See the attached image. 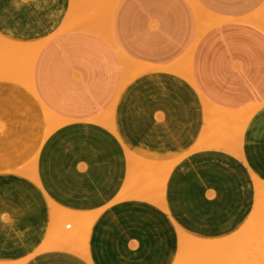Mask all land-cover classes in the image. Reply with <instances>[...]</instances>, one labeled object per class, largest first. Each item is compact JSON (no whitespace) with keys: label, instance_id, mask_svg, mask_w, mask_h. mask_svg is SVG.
<instances>
[{"label":"crops","instance_id":"1","mask_svg":"<svg viewBox=\"0 0 264 264\" xmlns=\"http://www.w3.org/2000/svg\"><path fill=\"white\" fill-rule=\"evenodd\" d=\"M263 9L264 0H0V264L31 251L15 264H173L181 231L235 233L251 189L258 195L255 176L264 183ZM208 105L238 113L221 125L224 139L218 122L207 129ZM23 123L25 136L48 134L38 184L25 176L32 158L4 159L36 146H9ZM129 155L178 164L163 188L156 176L127 185ZM57 207L75 214L63 224Z\"/></svg>","mask_w":264,"mask_h":264},{"label":"bare ground","instance_id":"2","mask_svg":"<svg viewBox=\"0 0 264 264\" xmlns=\"http://www.w3.org/2000/svg\"><path fill=\"white\" fill-rule=\"evenodd\" d=\"M93 1V0H92ZM86 3V2H84ZM74 4V3H73ZM85 6V5H84ZM83 7V6H82ZM205 17V16H204ZM204 19V18H203ZM202 19V20H203ZM207 20V19H206ZM204 21V20H203ZM209 21V20H208ZM207 21V22H208ZM206 22V21H205ZM211 23V22H210ZM264 23V22H263ZM203 24V22H202ZM213 25L215 23H212ZM212 24L209 25L208 23V26H205L203 30H201V32H203L204 30H206L208 27H210ZM204 25H207V24H204ZM212 25V26H213ZM203 26V25H201ZM200 35V34H199ZM202 35V34H201ZM200 35V36H201ZM199 36V37H200ZM13 42V41H12ZM34 49V48H33ZM12 51H14V49H12ZM33 53V52H32ZM34 59V58H33ZM32 60V59H31ZM18 63V62H17ZM33 63V62H32ZM21 64V63H20ZM19 64V65H20ZM188 66V65H187ZM6 68V67H5ZM187 68V67H186ZM185 68V69H186ZM189 68V67H188ZM186 71V70H185ZM29 72V71H28ZM188 73V72H186ZM190 73V72H189ZM188 73V76L187 78L189 80H191V75H189ZM186 75V74H185ZM28 76V74H27ZM7 77V76H6ZM25 86V85H24ZM30 86V85H29ZM26 89H28L27 86H25ZM32 88V87H31ZM18 93V91H17ZM35 93V92H34ZM19 98V97H18ZM35 99V98H34ZM33 100V99H32ZM42 105V103H41ZM44 106V105H43ZM212 106L210 107L209 105L207 106V111H209L211 113L208 114L210 115L209 119H208V123L206 124L207 125V129L211 128L212 126V129H213V126L215 123H225L228 122V120L231 122L232 119H234L233 121L236 120V118L238 119V117H236V115H238V113L235 115L234 114H230V112H226L225 111H222V110H216L215 108L211 109ZM20 109V108H19ZM214 110H216L217 113H220V116L218 114V117H216L217 119H219L218 121L214 122V120H216V118H212L214 117L213 115L214 114ZM220 111V112H219ZM207 112V113H209ZM215 112V113H216ZM223 112V113H222ZM213 114V115H212ZM230 114V116H229ZM251 114V113H250ZM235 115V116H234ZM22 116V115H21ZM217 116V115H216ZM241 115L239 114V117ZM250 116V115H249ZM236 117V118H235ZM112 118V117H111ZM249 117H247L246 119L248 120ZM246 119L245 122L247 121ZM209 121L210 122H213L212 124H210L209 126ZM220 121V122H219ZM232 121V122H233ZM236 122V121H235ZM239 122V121H237ZM111 123V122H110ZM54 127H56L55 125H53ZM209 126V127H208ZM53 127V128H54ZM50 129L48 132H51ZM27 129V125L26 124H21L19 125V130H18V138L15 139V145L16 147H21L22 145H25V143H27L28 141H36V146L34 148H32L31 150H27V151H24L22 153H12L10 154L9 158H8V162H13V160H16V159H20V158H25L24 161L21 162V164H24L26 165L27 162H29L28 160L31 159V168L25 173V176H31V178L35 181L36 184H38V179L36 178L35 174H36V157L38 155V152H39V148L41 146V144L43 143L44 139H45V136L47 137L48 134H41L39 132H37L36 134L32 135L31 137H28V136H23V132ZM205 128V131L208 132ZM211 129H209L210 131ZM242 131V130H241ZM244 132V131H243ZM47 133V131H46ZM223 136V135H222ZM224 139V138H222ZM223 141V140H222ZM34 159V160H33ZM34 162V163H33ZM128 163H129V176H128V180H127V185H130L131 183H133L134 181L136 180H139V179H148V178H151L153 174H155L156 178H157V187L158 186H165L168 178H169V175H170V172L174 166V164L172 163H168V164H164L162 165L161 163H159L158 165H156L155 162L153 161H150V160H147V159H143V158H140V157H136V156H133V155H129V160H128ZM30 164V165H31ZM20 165V164H19ZM29 165V164H28ZM152 174V175H151ZM158 174V175H156ZM151 175V176H150ZM150 176V177H149ZM156 178L154 180H156ZM255 179L257 181V185H258V195L256 197V200H255V207L253 208V211L251 212L250 214V217L249 219L244 223L243 226H241L235 233H233L232 235L228 236V237H225V238H220V239H210V238H203V237H196V236H191L189 234H185L183 233V231H181V237H180V241L181 244V251H194L196 253V255H198L197 257H199L197 259V262L198 260H204V258L211 254V256H220V254L223 252V249L224 248H228V251L230 250V252H232V256L231 257H227L224 259V262L222 264H264V183L259 180L256 176H255ZM32 180V181H33ZM33 181V182H34ZM146 180H144L145 182ZM148 181V180H147ZM152 181V180H151ZM150 183V181H149ZM155 183V182H153ZM160 184V185H159ZM154 185V184H153ZM155 186V185H154ZM155 186V188H157ZM163 188V187H161ZM160 189V188H159ZM157 191L156 194L158 196V198H163L160 196V194H162L161 191L157 189H155ZM161 190V189H160ZM154 194V193H153ZM159 194V195H158ZM122 195V194H121ZM137 195V193H136ZM156 196V195H155ZM165 196V195H164ZM156 199V198H155ZM159 199V200H161ZM165 199V198H164ZM145 200V199H144ZM148 201V200H147ZM158 201V200H156ZM151 202V201H150ZM165 202V201H164ZM164 202L162 203V201H160L161 206L163 207L164 206ZM153 203V202H152ZM156 204L159 202H155ZM59 208V209H58ZM56 209L57 210V214H58V220H60L63 224L66 223L67 221V217L70 216L72 214V212H70L69 210L67 209H64L62 207H57ZM55 209V210H56ZM75 212H73V216H74ZM82 214H79L78 216H80ZM71 216V217H73ZM87 216V215H85ZM76 217V215H75ZM84 218V215L82 216ZM82 217H76V223L75 224H79L81 221H82ZM96 217V215H95ZM67 218V219H66ZM86 218V217H85ZM87 219V218H86ZM95 219V218H94ZM93 219V221H94ZM85 220V219H84ZM72 223V222H71ZM70 223V224H71ZM68 224V223H67ZM59 225V224H58ZM67 226V225H65ZM72 227V226H71ZM75 228V227H74ZM91 228V227H90ZM72 230V229H71ZM77 230V228H76ZM90 231H88V234H89ZM87 234V236H89ZM88 240V238H87ZM85 240V241H87ZM61 243V242H60ZM72 243V242H71ZM87 244V243H86ZM48 245V244H47ZM50 245V244H49ZM61 245V244H60ZM65 245V244H64ZM62 246V247H61ZM60 247L59 246H54L52 245V248H56V247H59L60 248H68L69 246L73 249V250H76V252L78 251L77 249H74L75 247L71 246V245H68V247L65 245L63 247V245H61ZM87 246V245H86ZM48 247V246H47ZM51 247V246H50ZM48 247V248H50ZM69 247V248H70ZM82 247V246H81ZM44 248V246L41 247V249ZM77 248V247H76ZM83 250V248H81ZM40 250V249H39ZM72 250V251H73ZM85 251H87V249H84ZM83 251H80L77 252L78 254L80 255H83L85 256V252ZM225 251V250H224ZM81 252H84L83 254H81ZM193 252V253H194ZM191 254V253H190ZM193 255V254H192ZM196 255H194L196 257ZM89 255H88V251H87V254L85 256V258H87ZM190 255H188L189 257ZM178 257V256H177ZM185 257V256H184ZM183 257V258H184ZM222 257V256H221ZM210 258V257H209ZM214 258V257H212ZM223 258V257H222ZM191 259V258H190ZM193 259V258H192ZM211 259V258H210ZM218 260L219 257L217 258ZM183 260V259H182ZM217 260V261H218ZM179 262H181L180 260H178ZM177 261V262H178ZM189 261V260H188ZM208 261V260H207ZM211 261V260H210ZM215 261V260H213ZM216 261V262H217ZM221 261V260H220ZM223 261V260H222ZM194 262V261H192ZM191 262V264H192ZM196 262V261H195ZM204 262V261H202ZM215 262V263H216ZM189 263V262H188ZM205 263H206V260H205ZM209 263V262H207ZM206 263V264H207ZM212 263V262H211ZM214 263V264H215ZM185 264V263H184ZM187 264V263H186ZM196 264V263H195ZM210 264V263H209ZM218 264V262L216 263ZM221 264V263H219Z\"/></svg>","mask_w":264,"mask_h":264},{"label":"rangeland","instance_id":"3","mask_svg":"<svg viewBox=\"0 0 264 264\" xmlns=\"http://www.w3.org/2000/svg\"><path fill=\"white\" fill-rule=\"evenodd\" d=\"M81 4H83V3H75V6H77V5H80L81 6ZM97 4V2L96 1H94L93 2V4L92 5H90V7L91 8H93L94 7V5H96ZM93 11H94V17H93V19L94 20H96L97 19V13H96V10L95 9H93ZM259 15H261V17H264V9H263V11L261 12V14H259ZM75 18H78L79 20H82V18H79V17H75ZM256 18H254L253 19V21L255 20ZM32 51H29V55L22 61L23 62V64L22 65H26L28 62H29V60L32 58ZM216 112V111H215ZM215 115H217V112L216 113H214ZM219 114V116H220V113H218ZM214 115V117H216ZM221 125H225L224 123L222 124V123H217V124H215V127H217V135L219 136V137H224V135L222 136L219 132H220V128L222 127ZM247 125H248V123L245 125V127H239V129L241 130V129H246V127H247ZM11 126H13V125H11ZM3 128V125L2 124H0V130ZM12 128V127H11ZM18 130H19V127H18ZM27 130V129H26ZM214 131H215V129H214ZM37 132H35V133H33V134H31V135H29L28 137H31L32 135H34V134H36ZM19 134H18V131H17V133H16V135L13 137V139L10 141V145L9 146H11V145H13L11 148H13L14 147V149H17L18 147H16V145H15V139L16 138H18L19 136H18ZM23 136H25V134L23 133ZM3 141H1L0 140V143H2ZM30 143V141H28L27 143H25V147H27L28 146V144ZM32 146V145H31ZM10 156V155H9ZM9 156H4V159L5 160H8V158H9ZM182 156V155H181ZM183 157V156H182ZM147 159V158H146ZM174 159H176V158H174ZM174 159H171V160H164V159H156V158H154V159H148V160H153V161H156L157 163H156V165H158L159 163H161L162 165H164L165 163H169V162H172V161H175ZM178 164V163H177ZM177 164H175V166L177 165ZM174 166V167H175ZM174 167H173V169H174ZM172 169V170H173ZM172 170H171V172H170V175H169V178H168V180L170 179V176H171V173H172ZM153 177L155 176V175H152ZM168 182V181H167ZM166 190L165 191H167V188H165ZM255 196H256V191H255V188L254 189H251V199L253 200L252 201V203H250V205H249V212L246 214V216L244 217V219H242L239 223H238V225L234 228V229H232L231 231H229L227 234H230V233H233V232H235L237 229H239L242 225H243V223H245V221L248 219V217L250 216V213H251V211L253 210V206H254V200H255ZM165 199H166V192H165ZM49 223H48V227H47V230L45 231V237L43 238V241L47 238V234H48V229H49ZM72 230H70V229H68L66 226H64L63 227V230H64V234L66 235V236H68V237H74L75 235H76V230H74V228H71ZM68 230H70V231H68ZM184 231H186V230H184ZM186 232H188V231H186ZM228 237V236H227ZM225 238V237H224ZM223 239V238H222ZM43 243V242H42ZM41 243V244H42ZM180 249V248H179ZM225 250V251H224ZM46 251H48V250H46ZM44 252V251H43ZM194 251H191V250H189V251H181V255L179 256V250H178V254H177V256H179V257H177L176 256V258H175V261H174V263L173 264H191V262L192 261H194V262H192V264H206L207 262H209L210 264H214L218 259V257H219V259L221 260H218L217 262H218V264L219 263H223L224 262V259L225 258H227V257H231L232 256V252H230V250L228 251V248L226 247V248H224L223 249V252L220 254V256H211V254H209V255H207L205 258H204V260H198V262H197V259L199 258V257H197L198 255H196V253L194 252ZM32 253H33V251H31V252H29L28 254H27V256H26V260H25V258L23 259V258H21V259H19V258H16L15 260H11V261H9V262H15V263H17V262H19L20 260H23L24 262L25 261H27L29 258H31L32 256ZM191 253V254H190ZM193 254V255H192ZM188 255H190L189 257H188ZM194 255H196V257L194 256ZM185 256V257H184ZM223 258H222V257ZM184 257V258H183ZM211 259H210V258ZM212 257H214V258H212ZM191 258V259H190ZM193 258V259H192ZM183 259V260H182ZM178 260H180L181 262H179ZM189 260V261H188ZM205 260H206V263H205ZM208 260V261H207ZM211 260V261H210ZM213 260H215V261H213ZM223 260V261H222ZM0 261H2V260H0ZM178 261V262H177ZM196 261V262H195ZM202 261H204V262H202ZM22 262V261H21ZM24 262H22V264L24 263ZM189 262V263H188ZM212 262V263H211ZM216 262V263H217ZM15 263H9V264H15ZM209 263H207V264H209ZM215 263V264H216Z\"/></svg>","mask_w":264,"mask_h":264}]
</instances>
